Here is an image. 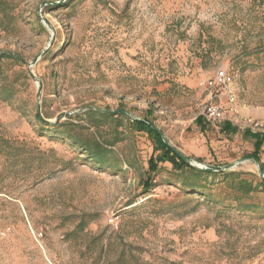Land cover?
<instances>
[{
    "label": "rangeland",
    "instance_id": "374dc122",
    "mask_svg": "<svg viewBox=\"0 0 264 264\" xmlns=\"http://www.w3.org/2000/svg\"><path fill=\"white\" fill-rule=\"evenodd\" d=\"M219 68L238 118L207 115ZM137 118L252 181L251 209L222 173L192 192ZM248 131L264 133V0H0V264H264V142L251 157Z\"/></svg>",
    "mask_w": 264,
    "mask_h": 264
},
{
    "label": "trees",
    "instance_id": "16d2710c",
    "mask_svg": "<svg viewBox=\"0 0 264 264\" xmlns=\"http://www.w3.org/2000/svg\"><path fill=\"white\" fill-rule=\"evenodd\" d=\"M101 112V111H99ZM102 114H106L108 116H113L112 113L109 114V112L107 113H103ZM38 117L44 121L42 119V117L40 115H38ZM134 125H136V127L139 130H146L148 132H150V134H152L155 137V141H156V145L159 149H161V153L158 154V160L160 161H166L169 160L172 162V164L174 165V167H176L177 169L183 170L184 168H188L190 169V171L192 172V176L193 178L190 180H186L184 183L186 185L187 188H190L191 190H193L192 192H199V193H204L203 191L205 190V185L202 184L200 181V179L205 178L208 179L210 175L212 176H216L219 173H222L225 175V179H228V177H234L233 180H231V187L234 190H237V194H235V196L232 198L233 200L236 201L238 207H247L246 209H251L250 205H246L243 204L242 202V196L244 194H239L238 191H243V192H248L251 189H253V182L248 180L247 178H241L239 177L240 175L236 172H227L221 169L215 170L214 168L210 167V168H200L197 167L195 165L190 164L188 161H186L185 159H183L182 157H180L173 149L172 147L164 141L162 135L152 126V122L147 120V119H135L134 121ZM197 122L202 124V117L199 116L197 118ZM230 123L228 121H225L222 125V129L223 130H227L229 129ZM233 130L235 131V128H233ZM249 133H251L254 137H256V149L253 152V156L255 159L259 160L258 157V152L264 142V133L261 132H251L248 131ZM70 139H73L72 136L69 137ZM80 141L79 143L84 146L85 149L89 150L92 157H94L95 159L102 160V150H107L101 143L96 142L95 143V147L92 148L91 145L88 142H82L80 139L78 140ZM108 151V150H107ZM156 165L152 164L151 168L152 170L156 169ZM151 184V183H150ZM150 184L148 183V187H150ZM259 185L264 187V178H262L261 182L259 183Z\"/></svg>",
    "mask_w": 264,
    "mask_h": 264
},
{
    "label": "built area",
    "instance_id": "2783aa9c",
    "mask_svg": "<svg viewBox=\"0 0 264 264\" xmlns=\"http://www.w3.org/2000/svg\"><path fill=\"white\" fill-rule=\"evenodd\" d=\"M209 90H219L217 99L210 101L206 106L207 115L212 119H223L226 117L238 118L240 115L239 91L234 75L226 68H219L203 83ZM246 121L252 125H259V121L248 117ZM114 218L111 219V222Z\"/></svg>",
    "mask_w": 264,
    "mask_h": 264
},
{
    "label": "water",
    "instance_id": "95a60500",
    "mask_svg": "<svg viewBox=\"0 0 264 264\" xmlns=\"http://www.w3.org/2000/svg\"><path fill=\"white\" fill-rule=\"evenodd\" d=\"M40 57V55L39 56H37V57H35L31 62H30V67H33V65L37 62V60H38V58ZM32 75L34 76V78H35V80L38 82V84H39V91H41V82H40V80H39V78L36 76V74H35V72L32 70ZM137 119H139V118H137ZM152 124V126L162 135V137H163V139H164V141L165 142H167L171 147H172V149L180 156V157H182L183 159H185L186 161H188L190 164H192V165H195L196 166V164H194L193 163V161L191 160V158L190 157H188L186 154H184L181 150H179L178 148H176L175 146H173L168 140H167V138L165 137V135H164V132L160 129V128H158L154 123H151ZM232 166V164H228L227 165V168H229V167H231ZM199 167H201V166H199ZM259 172H260V175H262L263 177H264V171L262 170V168L261 167H259Z\"/></svg>",
    "mask_w": 264,
    "mask_h": 264
}]
</instances>
